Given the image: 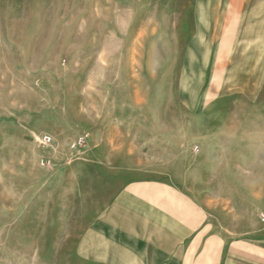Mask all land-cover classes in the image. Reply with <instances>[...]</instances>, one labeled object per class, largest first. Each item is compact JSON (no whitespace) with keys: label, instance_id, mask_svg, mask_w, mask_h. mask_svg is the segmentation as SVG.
I'll list each match as a JSON object with an SVG mask.
<instances>
[{"label":"rangeland","instance_id":"1","mask_svg":"<svg viewBox=\"0 0 264 264\" xmlns=\"http://www.w3.org/2000/svg\"><path fill=\"white\" fill-rule=\"evenodd\" d=\"M190 12L0 0V264L171 261L170 195L220 262L247 241L264 264V36H195Z\"/></svg>","mask_w":264,"mask_h":264},{"label":"crops","instance_id":"2","mask_svg":"<svg viewBox=\"0 0 264 264\" xmlns=\"http://www.w3.org/2000/svg\"><path fill=\"white\" fill-rule=\"evenodd\" d=\"M190 8V23L197 26L192 33L195 36H264V0H190ZM159 200L165 211L159 214V219L173 224H163L160 228L163 236L158 243L172 246L176 253L169 258L171 261L158 264H262L256 257L251 260V256L235 250L242 247L262 250L247 241L233 243L236 246L229 247L226 262H220L218 256L225 243L217 235L201 239L199 210L177 195L161 196ZM182 236L184 241L180 239ZM164 254L165 250L158 251V258Z\"/></svg>","mask_w":264,"mask_h":264},{"label":"built area","instance_id":"3","mask_svg":"<svg viewBox=\"0 0 264 264\" xmlns=\"http://www.w3.org/2000/svg\"><path fill=\"white\" fill-rule=\"evenodd\" d=\"M50 141H51V138H50V137H48V136H44V137H43V142H44L45 144L50 143Z\"/></svg>","mask_w":264,"mask_h":264}]
</instances>
